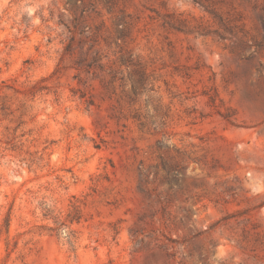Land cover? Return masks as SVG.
<instances>
[{
    "label": "rangeland",
    "instance_id": "rangeland-1",
    "mask_svg": "<svg viewBox=\"0 0 264 264\" xmlns=\"http://www.w3.org/2000/svg\"><path fill=\"white\" fill-rule=\"evenodd\" d=\"M0 264H264V0H0Z\"/></svg>",
    "mask_w": 264,
    "mask_h": 264
},
{
    "label": "trees",
    "instance_id": "trees-1",
    "mask_svg": "<svg viewBox=\"0 0 264 264\" xmlns=\"http://www.w3.org/2000/svg\"><path fill=\"white\" fill-rule=\"evenodd\" d=\"M72 41H73V37L71 36V37H69V41L63 47V50L65 53H71L72 52ZM122 61L126 65L134 66L132 69V74L136 75V78L134 79V83H132V85H131V89H130L131 93H128L129 102L134 103L136 101V97H137V94L139 93V91H141V90L148 91L149 90V89H147V77L145 75L144 70L141 69L140 66H138L139 62L134 60L131 55H128ZM74 65H75L76 69L82 70L83 72L90 74L92 77H96L97 73L100 71H103V69H104L103 68L104 64L101 62V57L98 55L97 50L93 51L92 55L90 56V58L88 60L85 56V52H82L80 54V56L75 60ZM109 73L111 74L112 77L116 76L115 71H110ZM77 82L79 84H85V81L81 78H77ZM79 97H81V98L84 97L83 92H80ZM85 100H87V99H85ZM86 102L91 104V102L89 100H87ZM131 117L133 119L139 120L138 124L140 126H143L144 121L140 120L138 114L133 113ZM152 129L155 132L159 131V130H157V126H153ZM156 147L158 150H162V149L166 148L167 146L162 140H157ZM171 169H174V168H170V170ZM158 174H159V170H157V165H156V170L154 171V175H156L155 177H157ZM168 215H169L168 210H167L166 206L163 204L161 207V210H160V216H161L162 220L165 221V219H167ZM184 216L187 218L189 217L188 214H185ZM78 218L79 217L77 215H73L72 217H70V220H74V219L77 220ZM5 222H6L5 224L7 225L8 224V218L5 220Z\"/></svg>",
    "mask_w": 264,
    "mask_h": 264
}]
</instances>
